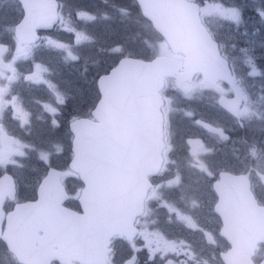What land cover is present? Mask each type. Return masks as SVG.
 Returning <instances> with one entry per match:
<instances>
[{"label":"snow or ice","instance_id":"obj_1","mask_svg":"<svg viewBox=\"0 0 264 264\" xmlns=\"http://www.w3.org/2000/svg\"><path fill=\"white\" fill-rule=\"evenodd\" d=\"M67 6L66 0H0V11L11 9L19 16L4 29L15 35L14 54L0 45V52L9 51L7 58L0 55V169L24 167L19 158L30 152L37 153L50 168L38 185L39 199L34 203H20L16 181L7 174L0 178V242L12 264H138V239L144 241L153 259L159 254L166 264H208L190 243L149 231L155 224V202L170 208L190 230H199L206 242L216 243L210 232L196 225L195 211L201 204L188 195L191 186L185 184L175 158L178 146L172 123V118L183 111L179 100L192 101L206 94H217L218 103L241 128L258 123L262 138L251 142L239 138L246 150L224 161L215 159V149L201 142L202 150L190 155L186 167L203 180L216 181L214 211L223 218L220 235L231 244L224 253L227 264H264V94L253 99L245 79L264 77V67L257 65L254 54L249 55V51L255 52V41H246L241 51L250 71L239 75L235 59L207 26L208 19L216 17L238 27L242 10L225 6L222 0H135L134 6L139 9L135 36L150 52V58L145 62L141 52L126 42L109 47L114 64L97 76L98 102L84 118L73 119L72 166L67 172H58L51 164L64 151L62 144L55 138H48L50 148L23 142L9 134L4 117L10 112L11 118L18 119L17 110L22 111V100L15 91L19 83H43L50 90L55 88L50 80L36 79L34 73L25 75L17 68L18 61L34 60L44 45L66 53L67 60L80 59L63 42L36 35L39 28L68 24L71 13L66 18ZM112 7L121 18L132 15L129 7ZM254 11L264 19V7ZM77 16L88 21L113 19L107 13L97 17L84 10H78ZM260 31L264 33V29ZM260 44L264 47V35ZM41 67L35 64V68ZM169 91L179 95L170 96ZM228 93L235 99L225 104ZM57 99L60 106L66 103L64 94ZM51 112L56 115L58 109ZM184 114L195 116L192 111ZM193 123L220 140L231 139L221 127L202 119ZM53 124L58 121L54 119ZM233 171L238 174L232 175ZM65 176L81 180L79 192L70 194L66 190ZM171 189L180 190L181 200L189 204L187 212L169 203L166 190ZM73 197L82 205V213L65 207ZM121 240L132 255L118 260L117 244ZM169 255L184 259L168 260Z\"/></svg>","mask_w":264,"mask_h":264},{"label":"flooded vegetation","instance_id":"obj_2","mask_svg":"<svg viewBox=\"0 0 264 264\" xmlns=\"http://www.w3.org/2000/svg\"><path fill=\"white\" fill-rule=\"evenodd\" d=\"M214 1L215 0H208V3H216ZM66 2L68 6L65 9V16L67 18L68 13H71L70 22L66 25H56L55 27L49 29L39 28L36 30V35L41 38L51 37L57 41L63 42L72 50L73 47L76 46L79 36L76 32V30L79 29L72 26V16L77 11V9L72 6V4L77 5V3H90L92 4L91 7H86L87 9L84 7L80 8L87 13H91L95 16L99 15L100 12L97 9L96 4L98 0H66ZM105 12L111 14L112 10L108 8ZM18 19V14L11 9L5 8L3 11H0V45L5 46L6 49L10 50L13 54L17 43L15 35L11 32H5L4 29L7 23L14 22ZM214 19L223 20L216 17L210 18L207 21V26L216 34V36H219L218 28H220L221 26L217 25V22L214 23ZM223 21L228 23L225 20ZM223 26L224 30L227 31H230V28L232 27L231 25L229 26L230 28L227 27V24H224ZM79 40L80 43L78 44H84V50L79 55L81 60L78 61L81 62H76L78 65V69L75 68L74 62L72 60H67L64 58L66 53L49 50L46 45L42 46L36 52L34 60L22 59L17 62V68L25 75L34 73L36 79L50 80L52 84L55 85V88L50 90L49 87L43 83L29 84L27 81L19 83L18 85H16L15 91L22 100V111L20 109L17 110L16 115L18 119L11 118L10 112H7L4 117V126L9 134L15 136L17 139L23 142L36 145L37 147L42 146L43 148H50L51 145L48 143V138H55V140L60 138L59 142L66 147V151L64 150L54 158L51 167L58 168L62 170V172H67L70 170L69 162L73 155V133L70 127L71 122L74 118L85 117L86 114L90 110H92L93 106L98 102L100 93L98 89L97 76L107 72L114 64H110L107 69H104L102 73H99L100 71L95 72L94 70H92L93 74L91 76H88L91 79V82H89L91 90L87 91L86 97L82 100L81 104H78V106H76V104L73 103V96H77L76 91L70 86L72 85L73 81L76 80V75L80 72V70L83 75L85 74L84 76H87L86 74H89L87 70L89 65L94 61L92 55L95 53V51H92V45L96 43V40L92 36H80ZM218 41L222 46V41L224 40L219 38ZM7 50L0 52V55H3L7 58L9 56V51ZM88 52L92 53L89 55ZM230 57L234 58L232 55H230ZM234 59L235 63H237L238 60L236 58ZM35 64H41L42 67L35 68ZM68 79H70L71 83L68 81ZM223 86L226 89L229 87L226 82ZM57 89L59 90V92L56 91ZM59 94H64L66 97V103L63 106L58 105L57 97ZM167 94L169 95V92ZM232 95V93H228L227 96L231 97ZM212 96H214V101L212 104L210 102L207 103V109L210 111H216L219 114H225L232 124L237 122V119L232 114H230V112L227 111L226 108L222 107L221 104L218 103V95L214 94ZM53 108L58 109V114H52L51 109ZM54 119L58 121V124H53ZM25 120L28 121L27 124L24 123ZM209 123L211 125H214L211 122ZM245 129L246 127L241 128L237 122V128L235 129V131L239 133L237 134V137L242 136V132L245 131ZM228 133L229 130L227 134ZM208 136L209 133L207 135L205 133H203L202 135H196L181 129H178L176 131V138L184 142L183 145L187 146L186 150H184L185 156L179 158L180 168L185 178L184 180L186 185H190L189 177L187 176L190 175L192 170L186 167L185 162L188 160L191 154L198 152L202 148V144L199 147L193 148L192 145H190L189 141L193 138H201L203 145H205ZM176 144L179 147L177 140ZM214 147H216V145H214ZM19 159L20 163L22 164L36 163L39 165H43L41 173L37 174L35 172H29L26 174H22V176L20 177L19 174L15 173V166L9 165L6 170L0 169V178H2L3 175L7 174L16 181L18 199L20 203H34L36 200H38V185L49 167L46 166L44 162H41L38 159L37 153L30 152L27 157ZM224 171L228 172L229 170L224 169ZM232 173L238 174V172L235 171H233ZM210 182L212 197L211 199L210 197H206L207 199L205 198L206 200L204 202V205L206 208L204 209V211L195 212V222L199 228H203L206 230V232H210L215 237L216 243L212 244L206 242L205 236L202 235L199 230H190L188 227L181 224L177 215H172V217H174V221L170 222L171 229L168 225L162 224V221L165 218H168L166 210H162L160 214H156L157 217L155 221L160 227L159 233H161L165 238L169 240H183L187 243H190V245L200 253V258L202 261L206 260L208 261V264H226L221 255L230 248V242L226 237L220 235V232L223 229V219L218 213L214 211V204L215 202H217V193L213 185L216 181L215 179H211ZM64 185L66 190L69 191L70 194H74L79 192L82 182L78 177L65 176ZM171 190H173L171 193L174 196H180L179 189ZM192 190L193 189H191V191L188 193L189 196H191ZM177 205L186 206L187 202L182 201L181 198H179ZM155 206H157V204L153 202L152 207L155 208ZM65 207H68L71 210L77 212H80L82 210L81 205L74 197L72 200L65 202ZM185 211L188 210L185 209ZM180 212L182 211L180 210ZM149 231H152V229L149 228ZM137 245L140 247V250L135 254L138 258V264H166V260H162L159 254L156 255L155 259H153L149 255V249L144 246V241L142 239L137 240ZM117 249L118 260L126 259L130 255H132L128 244L123 240L118 242ZM166 259L176 261L183 260L184 257L169 255ZM0 264H12L10 258L7 256L3 249L2 242H0ZM54 264H59V262L54 261Z\"/></svg>","mask_w":264,"mask_h":264},{"label":"rangeland","instance_id":"obj_3","mask_svg":"<svg viewBox=\"0 0 264 264\" xmlns=\"http://www.w3.org/2000/svg\"><path fill=\"white\" fill-rule=\"evenodd\" d=\"M214 2L218 3L221 2V0H215ZM222 3L225 6H238L243 12V20L238 27L228 21V23H226L223 20L214 19L213 22H217V25L221 26L220 28H218L219 36H216L217 39L221 38L222 40H224L222 41L223 48L238 60V62L236 63L237 73L241 76H245V73L250 71V69H248L244 64V53L243 51H241V49L245 47L246 41H255V44L253 45V47L255 48V52L253 53L252 51H249V55L254 54L258 66L262 67L264 65V47H262L260 44L261 36L264 35V33L260 31L261 29H264V19L259 18L256 11H254V9H260L264 7V0H222ZM96 4L97 9L100 12L97 17H100L101 14L106 13L105 11L109 8L112 10V13L107 14L113 17V19L98 18L95 21H88L86 19L78 17L77 11L82 10L80 7H91L92 4H72V6L77 9L76 13L72 16V26L79 29L76 30L79 37L92 36L96 40V43L92 45V51H95V53L92 55L94 61L90 64L91 66L89 65L87 70L89 74H86L87 76H84L85 74L83 75L80 70V72L76 75V80H74L72 85L70 86L76 91L77 96H73V103L76 104V106H78V104H81L82 100L86 97L87 91L91 90V87L89 86V82H91V79L88 76H91L93 74L92 70H94L95 72L100 71L99 73H102L105 68L107 69L110 64L114 63L113 58L108 52V49L111 45L118 42H126L129 47L139 50L143 57H150V52L139 43L135 36V21L138 16L135 13H132L131 17L129 18H121L117 15L112 7L113 4H117L131 8L132 4H135V0H107V3H104L103 0H98ZM224 24H227V27H229L230 25L232 26L231 28L229 27L230 31L224 30ZM72 50L73 54L80 55L84 50V44L76 43V46H74ZM91 53L92 52H88L89 55ZM79 60H81V58ZM73 62L75 68L78 69V65L76 62L81 61L77 60ZM245 79L248 85V92L253 99H257L260 95L264 94V77L245 76ZM68 81L71 83L70 79H68ZM169 95L178 96L179 94L174 91H169ZM212 95L214 94H206L203 98L192 101L179 100L178 106L183 111L178 112L172 118V123L175 122L173 126L175 131L181 129L196 135H202L203 133L207 135L209 132L193 123L194 119H202L205 122H211L214 125L222 127L225 130V135H229L231 139L228 141H223L209 133L205 145L211 146L215 149V159L224 161L232 158L234 153L242 154L246 150L245 146L238 142L239 138L246 137L248 138L249 142H251L253 139H261L262 134L259 131V125L257 123L251 126H247L245 131L242 132V136L237 137V134H239L235 131V129L237 128V122L232 124L225 114H219L216 111H210L207 109V103L210 102L212 104L214 101V96ZM185 111H192L195 113V116L188 117L184 114ZM228 130L229 133L227 134ZM59 140L60 138L57 139V141ZM176 140L179 144V147L178 151L175 153V158L180 161L179 158L185 156L184 150H186L187 146L183 145L184 142L180 141L179 139L176 138ZM214 145H216V147H214ZM62 146L66 151V147L64 145ZM201 150L202 148L199 151ZM23 165L24 167L22 168L15 166V173L19 174L20 177L22 176V174H26L29 172L40 174L43 167V165H39L36 163H25ZM45 165L48 166L47 164ZM187 177H189V183L191 189H193L190 197L197 198L201 204V207L195 212H202L206 208L204 205L205 200L209 197L211 199L212 197L210 188L211 182L199 178L193 170ZM198 180L199 182H197ZM166 191L170 193L168 197L169 203L171 205H174L175 208L179 211L181 210L182 212H187L185 211V209L188 210L189 204L187 203L186 206H178L177 203L180 196H174L171 193L173 190ZM154 210L156 212L155 216H153L154 220H156V214H160L162 210H166L168 218H165L162 221V224L168 225L171 229L170 222L174 221V217H172L173 213L170 208L163 207L157 204ZM150 228L152 229V231H160V227L158 226L156 221L155 224L150 226Z\"/></svg>","mask_w":264,"mask_h":264},{"label":"water","instance_id":"obj_4","mask_svg":"<svg viewBox=\"0 0 264 264\" xmlns=\"http://www.w3.org/2000/svg\"><path fill=\"white\" fill-rule=\"evenodd\" d=\"M145 59V58H144ZM145 62H148V59H145ZM106 73V72H105ZM105 73H102L101 75H103V74H105ZM235 99V97H234V95H232L231 97H228V96H226L225 97V99H224V103L225 104H230L231 103V101H233ZM225 108V107H224ZM82 118H84V117H82ZM72 123V122H71ZM70 127H71V125H70ZM72 131V130H71ZM73 133V132H72ZM201 138H193L192 140H190L189 141V143H190V145H192V147L193 148H196V147H199V146H201ZM73 148H74V133H73V139H72V152H73V155H72V158H71V160H70V162H69V168L71 169V166H72V160H73V158H74V151H73ZM52 168H55V167H52ZM58 172H62V170H60V169H58V168H55ZM48 171H50V168L47 170V172ZM46 172V173H47ZM231 174L232 175H236V174H234V173H232L231 172ZM38 199H39V188H38ZM27 203H33V202H23L22 204H27ZM81 211H80V213H82L83 212V207H82V205H81ZM73 211V210H72ZM75 212H77V211H75ZM219 214V213H218ZM223 219V218H222ZM230 242V241H229ZM230 248H231V244H230ZM230 248L227 250V251H229L230 250ZM225 253V252H224ZM224 253H222V257H223V259H224ZM225 260V259H224ZM225 263L227 264V261L225 260Z\"/></svg>","mask_w":264,"mask_h":264},{"label":"trees","instance_id":"obj_5","mask_svg":"<svg viewBox=\"0 0 264 264\" xmlns=\"http://www.w3.org/2000/svg\"><path fill=\"white\" fill-rule=\"evenodd\" d=\"M135 4H132L131 11L132 13H135L138 16L139 9L134 6ZM263 62V61H262ZM263 65V64H262ZM264 67V65L262 66Z\"/></svg>","mask_w":264,"mask_h":264}]
</instances>
